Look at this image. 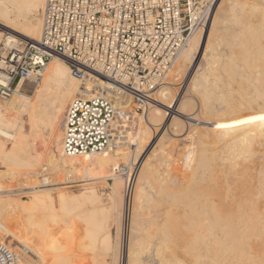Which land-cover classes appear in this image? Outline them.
<instances>
[{
    "label": "bare ground",
    "instance_id": "6f19581e",
    "mask_svg": "<svg viewBox=\"0 0 264 264\" xmlns=\"http://www.w3.org/2000/svg\"><path fill=\"white\" fill-rule=\"evenodd\" d=\"M44 3H45V0H0V23L5 25V27L7 26L6 28L9 27L8 29L11 31L9 33H12V34L6 35V33H4L3 31H0V41L1 40H6V41L12 40L11 37H14V35H18V34H23L26 38L39 39L41 36L42 25H43ZM207 4H208V7L206 8V11L210 8L212 2L211 3L208 2ZM221 6L222 8H220ZM216 8H217L216 9L217 11L219 8L220 12L223 10V12H225V15H226V17H224L222 14L223 12L222 13L219 12L220 14H222V17L221 16L219 17L218 16L219 14L216 15L217 11L215 10V14L214 13L213 14L215 16H218L217 17L218 19L227 18V20L232 22L234 26L236 27L233 29L232 31L233 33L228 34L229 36L227 35V37L231 38V39L227 38V41L232 40L233 42L232 46H228V45L227 46L231 50L232 49L231 47H234V46L237 47L236 45H239L240 51L238 53H236L237 51L236 52L229 51L231 53L227 55L226 54L221 55V53L218 54V52L216 51V49L218 48L214 47V50L210 52L211 49H209V47L207 46V45H210V43H212V45L213 44L224 45L225 44L224 42H226L223 38V35H221L220 27L218 26V25L222 26L224 24L223 20L221 21V19H219L220 20L219 21L217 18L216 19L213 18L212 20L213 23H211L212 25L210 24L211 28L209 29H208V24L204 28L200 27V29H197L198 27H194L188 43L185 45V47L180 52L174 68L170 72V75H168L169 80L168 78L165 79V81L168 80L167 82H165L167 85L164 84L166 85V87L163 85L164 86L163 89L161 87V89L159 88V91L157 89L152 94V95H155L157 93L156 96H158L159 98L165 97V99H167L166 98L168 97L167 94H169L171 90L174 91L175 89V88L169 89V87L177 83V79L180 78L178 76L184 73L187 74L186 70H188L189 66L191 67V71L188 73L187 77L189 79L191 78V76L193 77L190 79L191 81L188 84L189 90L188 88H185L187 89L185 91V95L187 96V98L188 97L194 98L195 96L194 92L196 91L199 92L198 93L199 98L197 97L196 100H198L199 104H201V106L199 107L200 110L201 108L202 110H204L206 109L207 106L210 105V104H207V103H210L211 101V99L208 98V96H212L213 94H215V92H212L213 90L212 91L210 90L209 86H211L212 88L214 87L216 89H219L221 91L222 98L220 99V103L218 105L217 110H219L222 113H219V115L217 114L218 117L214 121L206 120L207 123L211 124V127H212L211 129L213 130V133L210 135H206L204 137L203 136L198 137L196 135L199 138L198 142H197V139L195 138L197 144L196 143L193 144L192 142V147H188V151L185 153L186 157L188 158V161H187V165L185 163L184 165L187 166V169H188V166L192 167L191 165H194V168L189 167L190 172L191 173L193 172L192 176H196L197 172L202 171V173L199 172V174H201L202 176L198 174L201 177L200 180L202 179L200 183H202V181H205V179L207 178L209 179V181L206 184L205 183L199 184L197 182H199L200 180L196 182V179H194L197 184L196 186L195 182L192 180L191 174H189L188 172H187L188 173L187 176L189 177L190 175L188 180L187 178L185 179L183 177H180L178 173H176L177 171L169 172L170 174L168 175V179L170 176V179L173 180L175 184L177 183L178 185L176 184V186L174 185L173 188H168L172 184L168 185L164 181L166 183L165 185L164 182L163 184L161 182V184L164 185L163 188H165L168 185L167 188L160 190L159 186L161 184H159L158 188L153 186L155 188L152 187V190L155 191L156 188L159 190H156L155 194L153 192L149 195L148 193L149 191L147 189H150V186L148 185L152 183L151 182V177L153 176L152 173L156 172L155 174H157L158 172L160 174L161 172H163L165 174L164 171L167 170V168H169L170 166L169 164H167L169 159H164L170 156L168 155V150L169 148L171 149V147H173V146L169 147L168 150L166 151L167 145H166V142L163 141V139L170 140L171 138V136L167 134V130L171 134H173L177 132V129L179 127L182 132L185 129L184 128L185 125L183 123L184 121L183 117L187 119L199 121L198 116L194 114L195 111H193L192 114L189 113L187 115H184V113H182L183 107H185V105L186 106L188 105L187 98L182 100V102L185 100L182 103L183 107H181L182 104L179 103L181 106L174 109L173 108L175 107L174 104L172 103L165 104L166 102L165 103L162 102L161 101L162 99L158 100L159 98L157 97V99H155L154 101L155 103H153L152 105L154 107L152 108L150 107V108L154 110V112L156 113L158 117L157 118L158 120L157 122L153 121L151 123V127L143 126L141 128V134H142V139L145 138L144 136L151 133L152 128L158 127L160 124L164 122L163 119L165 117L164 112H166V108H163V105L164 104L165 106L167 105V109L169 107V111H170L167 114L173 113L174 115L171 114V118L169 117L170 119H169L167 128L163 129L164 131L162 130L163 131L162 136L159 137V139L161 138L162 142L165 143L166 148L164 149L162 147L163 150L162 148H160L162 150V151L160 150L161 153L164 151L162 153L163 156L156 152L158 150L155 151L154 149V151L156 152L157 158H158L157 159L154 154V159L156 158L155 164L159 165L158 167L155 166L156 167L155 169L154 167H151L152 166L151 164H149V163H153L151 161L152 157L149 158L151 162L149 160L146 161L144 159H143L144 161H141L142 156L139 155L141 152L137 154L138 160L136 159L137 160L136 163L138 164L140 160V162H143L141 163V165L142 164L143 165L142 166L140 165L138 172H137V176H136L137 180H136V184L134 185V195H133V192L132 193L128 192L127 194V189H126V204L122 202V198H121L122 196L121 194L123 193L124 187H126V182L124 183L123 181H120L118 178L123 177V175H120L121 173L119 172V170L125 169L124 168L125 165L119 161L120 159L128 158V153L122 150L119 153L122 155L121 158L116 157L115 155H112L109 153L100 155L101 152L94 153V154L81 155V157H85L86 159L90 158L89 160L91 161L92 164L94 163L99 164L101 162L102 163L105 162L107 166H111V168L113 169V172H111L109 177L113 179H117L116 190L120 194L119 195L120 201H118L117 206H116L117 202L115 203L114 201L111 204V206L108 207L107 209L106 208L97 209L94 205V207H91V209L94 208L93 210L89 209L91 211L84 212L83 211L84 209L82 210L83 208L82 205L84 203L86 204V201L93 203L95 201L97 202L100 200L98 199L97 192L93 189V187H89L90 188L89 190H86L83 188L79 192H74L72 190L69 191L61 187L59 189H56L57 190L56 192H53L54 189L49 190L48 188L47 189L44 188L45 189L44 190L42 188L43 190H38V189L35 191L33 190V193H30L32 195L28 199L27 198L23 199L24 197H21L22 199H20V196L19 198H16V197L6 198L4 197L3 194H0V232L1 231L4 232V234L6 235V240H8L9 244L14 245L13 240H17L19 243H21V245L22 244L26 245L27 247H29L31 252L35 254V256L37 255L38 257H41V259H43L42 264H51L49 263L50 261L54 264H56V262H59V263L62 262L64 264H108L107 261L105 263L104 260L100 261L99 259L101 258V256H99L100 255L99 250L100 251L104 250L105 247L108 250L113 246L112 241H111V235H110L111 223L109 224L107 220L108 214L111 210L114 209L113 212L118 213L115 215L116 216L119 215V223L121 226H123L124 225L123 221L127 220L124 217L125 215L123 211L124 204L126 207H127V204H130V206L132 205V208H133V211H132L133 217L130 220L131 230L129 233L130 241L128 243L129 249H128V260H127L129 263L128 262L127 263L128 264H144V263L147 264L146 261H144V263L141 262L139 253L144 250V247L146 250V246L150 244V242L153 243V241L151 239L152 238L151 235H150L151 238H149L150 240L147 238L149 237L147 236V234H146V238L144 239L142 238L141 235L143 232H140L141 235L140 233L139 235H137V232H139L138 230H140V227H141V226L139 227L140 225L139 222L141 221L140 217L143 218V216H141L143 213L145 214L151 213L149 214L150 216L153 213V215L155 216L158 211L155 212L156 204H154L155 202L153 200L155 199L158 200L157 197L162 196V197H167L171 199V203L175 202L177 204L178 202L179 203H181V201L183 202L181 204L184 206H182L181 204L180 206L184 207V209L182 207H179V208H182L181 213H183V216H184L182 217L185 218L184 220H186L187 225H184L183 222H182V225L184 226L180 225L181 224L180 220L182 219L178 220L177 216L179 213H177V211L173 212L175 213L173 215V218L174 216H176V214L177 216L175 217V219H172L171 217L172 212L170 211H172L173 209L172 210L170 209L169 211L170 212L169 217H171V221L169 220L170 218L167 216V214L169 213L168 212L169 209H166L167 204L165 205V203L169 204L170 202H168L167 200H165L164 207H165V211L167 210L165 216L168 218H163V219L167 221L169 220L170 222H172V220L173 221L178 220V222L180 221L179 222L180 224L177 223L179 224L178 227L182 226L185 228V226H187L185 228L186 232L190 234H189V237L187 236L188 238L186 236L182 238V235L178 234L181 232H176V234H178V236H181V237H178L175 233L172 234L175 231L171 232V230H169V232L167 233L168 227L169 229H172L170 228V223L168 222L169 223V226H168V223H166V221H162V223L163 222L166 223V226L165 224L164 226H162L163 224L159 223L158 221L157 224H159L161 228L164 229L165 227L164 230L166 231V235L164 236L165 239L161 236L164 239L163 241L158 239L160 240V242H156L155 240H157V237H156L157 233L155 234L156 236L153 234L154 232L152 233L153 236L156 237V239L154 238L155 239L154 241L156 242V244L155 243L154 244L156 246H154L153 250L151 247L152 251L150 253V251L148 252L150 248L148 245L146 252L148 253L147 256L150 257L152 261L154 260L153 264H264V61H261L263 59H260L262 54L264 56V40L257 38L255 42L254 41L255 37H252L254 38V40H252L250 36L254 34V32L258 33V28L256 27L257 25H260L261 23L264 24V0H253V1L252 0L251 1L250 0H221V2L218 5H216ZM214 9H215V6L212 9V12ZM206 11L203 14H205ZM256 13H261V14L257 17L258 19L256 18L257 19L256 21L252 22L250 19L251 16H249L250 17L249 18L248 14L256 15ZM216 21L220 22V24L218 23V25H215ZM225 22H226V19H225ZM230 22L228 23L230 24ZM227 26L228 24L225 25V27L223 28L225 29L227 28ZM262 27H264V25ZM227 29L228 31L230 30L229 28ZM207 32L209 33V35H207L208 34ZM196 34L198 35L195 41L191 42L192 36ZM250 39L254 43L251 46H249L252 42V41L250 42ZM204 44H207V45L205 46ZM203 46L209 49V52H210L209 54H211L210 56L212 57H210L209 54L205 51L206 55L208 54L207 56L209 57L208 58L206 56V59L208 62L205 61V63H207L205 65H208L207 68L205 66L206 69H204V71L202 70L199 71L200 70L198 68L199 64H197V68L199 69L198 71L203 72V73L197 74L198 71H196L197 73L194 72L195 74L193 73L192 75V71L194 70L193 69L194 63H195L194 61L196 57L195 55L196 53L198 54V52L200 53V50L202 49ZM227 46H225V48ZM207 48H205V50ZM255 49H258L259 51L256 50V53H255L254 52ZM250 51H252V53L254 54L253 56L254 59L251 56L252 53ZM249 54L252 57V60L250 59ZM255 54L261 55L259 59H260V62H263V63H258L259 59L257 58V56H255ZM203 55L204 54L202 53V56ZM203 59L205 58L203 57ZM255 59H258L256 60L258 61L257 63L253 62V60L255 61ZM203 64H200V65L202 66ZM208 76L209 77L212 76L213 80L209 81ZM75 79L78 80V85L83 83L81 79H78L77 77L73 75V73L71 72L70 65L63 58L54 56L49 60L43 72V75L40 81V86L38 85V88H36L34 91L35 92L34 95L30 97L32 98V100L26 101V104H23L20 107H14V105H16L18 102L16 101V97L14 95H17V94L22 95L21 92L18 90L15 91L13 95V99L11 97V99L14 100L13 102L10 101L12 103H8L7 101L4 102V100L1 101L0 99V135L14 140V143H15L12 150H8V148L6 147V144L0 141V154L1 155L5 154L6 155L5 157L11 161L12 165L13 164L14 165L23 164V165H29L32 169H36L37 167L36 163H38L39 161H45L46 154H47V149L45 147H43L44 150L41 149L43 150L42 152L40 150L37 151L38 154L34 157H31L28 153L26 154V152H23L22 154H19L18 156V153L19 152L21 153L20 149L18 148V142L22 137V130L24 128V122H25L21 115L26 113L29 116L30 121L33 124H35V126L37 124L42 123L44 118H50L51 124H53L51 132L55 133L57 129V124L60 123L64 119L67 107L70 101L72 100V98L74 97L73 92L75 91V87H76ZM181 79L179 81H182ZM174 80L176 81V83ZM85 82L88 83L86 87H88L89 84H91L90 91L91 90L93 91L92 84H95L94 86H97V88H101L102 93L109 94L115 89L106 80H99L97 81V84L90 81V79H88V81H85ZM181 85H178V86H181ZM178 89H180V87H178ZM90 91H88L87 95L85 96H90L92 93V91L91 92ZM217 94L219 93L217 92L216 95ZM112 97L114 99L116 109L118 110L121 109L125 103L124 99L120 95H117L114 93H112ZM171 97H172V92H171ZM181 98L183 97L181 96L179 99ZM169 99L171 100V98H168V101ZM208 99H210V101ZM216 99L218 100V97ZM214 102H216V100ZM214 102L211 101V103H214ZM193 106L195 107V105ZM188 107L190 106L188 105ZM10 109L16 110V113L19 112V114L18 115L13 114L14 116L9 115L8 111ZM184 110H186V108ZM188 111L191 112L192 111L191 108H188ZM214 113H216V110H214ZM200 114H202V112H200ZM224 114L227 117V120L225 119V121H223L221 118L224 116ZM146 115L144 116L142 115L140 117L139 126L143 124L146 118ZM121 123H122V117L119 120H112L111 128L118 132L119 131L118 129L120 128ZM155 123H158V125L154 126L153 124ZM155 133L156 131L154 132V134ZM165 134H167V136H169L170 138H164ZM47 135L48 133L46 132L45 133L41 131L36 132V137L34 140L35 148L37 147L38 143L41 144V146H45ZM151 135L149 134V136ZM193 136L190 138H193ZM208 137L211 138L213 142H215V140L218 139V141L220 140V142L221 141L225 142V144L223 143L221 146L222 142L221 143L218 142L219 146L216 147L217 145L215 146V144L211 142L215 146L213 148L212 144L208 143L207 141L209 140ZM174 138L175 137H173L172 139L174 140ZM186 138L188 137L186 136L185 139ZM159 139L158 141L156 140L157 144L159 142ZM177 139L178 138L175 139L176 143H177ZM173 140H171L173 143L171 141L169 142L170 144L172 143L174 146H176L175 140L174 141ZM146 141H149V140L147 139ZM117 142L119 141L117 140ZM178 142H181V141H178ZM158 148L159 147H157L156 149ZM180 149H184V148H180ZM105 150H112V149L109 146ZM169 154H170V151H169ZM152 155H149V156H152ZM158 155H160L161 157ZM147 159H148V156H147ZM145 161L147 164H145ZM164 163H166V165H169V166L168 167L164 166L165 165ZM162 164L164 165L162 166ZM132 168H133L132 166H129L128 174H127L128 176H131V177H133L136 171V170L134 171ZM193 169H195L196 174H194ZM33 171L35 172V170H32V172ZM172 171H175V169L174 170L172 169ZM116 172H118L119 174H117ZM6 174L7 175L5 176L9 177V179L12 178L13 175H16L17 177V174L13 172L11 173L9 172ZM29 174H30L29 172L21 171L18 183L20 185L26 184L28 182L27 177ZM157 175L153 176L152 178L154 177L156 178ZM166 175L164 176V178L167 177ZM162 176L160 178H162ZM31 177H34V176H31ZM155 178L153 180H155L158 185V182H160L161 180L157 181L159 179L157 178L156 180ZM168 179H165V180H168ZM31 180L32 178L30 179V181ZM49 181L50 180H48L46 177L42 179V182L44 184L47 182L49 183ZM149 181L151 183L147 184ZM190 181L192 182L191 184L192 187L189 186V184L191 183ZM187 182L188 183L190 182V183L188 184ZM38 183H41V182H38ZM132 183L133 182L131 179V181L127 183V188L129 187L131 189ZM183 183L186 186H184ZM193 183L195 186H193ZM3 184L4 183L0 184V191L16 189L14 186H7ZM153 185H155V183H153ZM20 193L22 192H19V195H21ZM133 196H134V200H133ZM171 205L173 204H170V206ZM119 206L121 210L117 209L119 212L118 211L115 212L116 207H119ZM145 206L147 208H145ZM175 206L176 205L174 204V207ZM164 207H162L161 214L165 213L163 209ZM98 210H100V213H102L103 216H104L103 213H105V216L99 221L96 220V217L98 216V212H99ZM6 212H7L6 216L9 215L8 217L10 218L11 224L10 223L4 224V221L2 218L4 217V214ZM69 214L70 215L73 214L71 216H75V219L73 218V220L69 219L65 221V218L68 219L70 217ZM147 215L145 217H148ZM17 217H22V219L20 218L21 220H19L18 222V219L17 220L15 219ZM110 217L115 218L113 217V215ZM155 217H153V219ZM182 217H179V218H182ZM147 219H144V220H147ZM155 219H158V218L156 217ZM155 219L154 220L151 219V220L156 221ZM61 222H65L67 224V225L64 224L65 226L61 230L62 235H65V236H69V235L72 236L75 234L81 235V238H84V242L82 243L83 245L81 246V248L85 249V251L91 250L92 254L94 253L93 251L96 249V247H98L97 241L98 239H100L99 238V234H100V236L102 237L100 243H102V245L104 246L99 244V248H102V249H99V250L96 249L99 254L98 255L96 253V255L98 256V258L96 256L98 261H96L95 259V255H94L95 253L93 254L95 262L87 258H86L87 259L86 263L72 262L71 259L68 258V254L71 255V252L70 253L67 252L68 246L63 245V243L59 241L58 238L53 237L52 236L53 234H51L53 233L51 232V230L54 229L51 225L60 224ZM175 223H173V225H175ZM152 225H154V223ZM14 226H17V227H14ZM150 227L156 228V225L154 226L150 225ZM159 227L157 225V229H160ZM188 229H190V232L188 231ZM164 230H162V232ZM176 231H179V228ZM101 233H103V235ZM183 234H187V233L184 232ZM160 235H161V232H160ZM174 235H176V237ZM7 236H10L9 239H7ZM138 236L140 237V239L138 238ZM177 237L182 238V239L187 238V241L183 240L184 243L187 244L186 246L183 245L185 246L184 248L186 249L184 248H183L184 250L182 249L183 252L185 251V254L181 251V248L179 250L183 253V255H180V257L184 256L182 258L178 256L179 254L177 252L178 250H176L177 248L174 250L175 246L179 248L178 245L174 244V243L177 244L176 241L178 240L180 241V239L175 240V238ZM148 240L150 242L146 246H144ZM183 241L181 242L183 243ZM114 244L119 245L118 243H114ZM140 245H141V249H139ZM150 246H152V244H150ZM113 247L115 248V245ZM110 250L113 251V249H110ZM120 250H121V246H120ZM113 252H115V250ZM144 252L145 251H143V253ZM117 253L118 254L115 255L116 257H115L114 263L120 264L121 251H120V256H119V252ZM112 256L114 259V254ZM118 257H119V260H118ZM146 260H149V259L147 258Z\"/></svg>",
    "mask_w": 264,
    "mask_h": 264
},
{
    "label": "built area",
    "instance_id": "2783aa9c",
    "mask_svg": "<svg viewBox=\"0 0 264 264\" xmlns=\"http://www.w3.org/2000/svg\"><path fill=\"white\" fill-rule=\"evenodd\" d=\"M208 2L213 0H45L39 39L18 34L0 43V99L20 91L24 81L38 84L49 60L63 58L83 82L63 119L64 154L103 152L112 145L111 122L120 112L112 93L132 97L136 111L148 108ZM88 79L106 80L115 89L85 96ZM4 235L0 264H30L27 250Z\"/></svg>",
    "mask_w": 264,
    "mask_h": 264
},
{
    "label": "rangeland",
    "instance_id": "374dc122",
    "mask_svg": "<svg viewBox=\"0 0 264 264\" xmlns=\"http://www.w3.org/2000/svg\"><path fill=\"white\" fill-rule=\"evenodd\" d=\"M217 1V2H216ZM251 1V0H250ZM253 1V0H252ZM221 2V0L219 1V0H213V2H212V4H211V6H210V8L206 11V14L196 23V26L195 27H198L197 29H200V27H206V25L208 24V29L209 28H211V23H213V18H217L218 16L220 17H222V14H223V16L224 17H226V15H225V12H223V10L220 12L219 11V8H218V11L216 10L217 8H216V5H218L219 3ZM215 4V5H214ZM214 6H215V9L213 10V12H212V9L214 8ZM220 8H222V6L220 7ZM215 10L217 11L216 12V15H218V16H215L214 14H215ZM222 13V14H220V13ZM214 13V14H213ZM251 13V12H250ZM261 13H256V15L255 14H248V17L249 16H251V21L253 22V21H256L258 18V16L260 15ZM215 16V17H214ZM257 18V19H256ZM209 19H211V20H209ZM218 19V18H217ZM219 19H221V18H219ZM218 19V20H219ZM225 19H226V22H225ZM217 20V21H218ZM223 20V25L222 26H220V25H218V23L220 24V22H215L216 24L215 25H218L219 27H220V31H221V35H223V38H224V40L226 41V42H224L225 44L224 45H215V44H213V45H215V46H213L212 45V43H210V45H207V44H204L205 46L207 45L208 47H209V49H211L210 50V52L211 51H213L214 50V47H216V48H218V49H216V51L218 52V54L219 53H221V55L222 54H229V53H231V52H229V51H233V52H236V53H238L239 51H240V49H239V45H236L237 47H235L234 45V47H231L232 49L230 50V48L228 47V46H232V40H229L230 42H231V44H230V42L229 41H227V38H229V39H231L230 37H227V35L228 34H230V33H233L232 31H233V29L234 28H236L235 26H234V24L232 23V22H230V21H228L227 20V18H222L221 19V21ZM215 21V20H214ZM220 21V20H219ZM228 22H230V24L228 23ZM222 23V22H221ZM226 23V24H225ZM211 24V25H210ZM228 24V26H227V28H229L230 30V32L228 31V29L227 28H225V29H227V30H225L223 27H225V25H227ZM233 24V25H232ZM205 25V26H204ZM264 25V24H260V25H257L256 27L258 28V33L256 34L255 32H254V34H256V35H254V34H252V35H250L251 36V38L252 37H255V40H254V38H252V40H254L255 42H256V40H257V38H259V39H263L264 40V27H262V26ZM210 26V27H209ZM7 27V26H6ZM5 27V25H3V24H1L0 23V31H3L4 33H6V35L9 33V32H11L8 28H6ZM260 27V28H259ZM224 29V30H223ZM238 30V29H237ZM236 30V31H237ZM257 30V29H256ZM198 31V30H197ZM209 31V30H208ZM210 31H211V29H210ZM226 32V33H225ZM208 33V32H207ZM197 35L198 34H196V35H194V36H192V40H191V42H194L195 41V39H196V37H197ZM207 35H209V33L207 34ZM224 35H225V37H224ZM259 35V36H258ZM229 36V35H228ZM230 36H232V35H230ZM258 36V37H257ZM3 39V38H2ZM251 39H250V42L252 41ZM3 40H1L0 41V43L2 42ZM207 43V42H206ZM227 43V44H226ZM209 44V43H208ZM252 44H254L253 43V41L251 42V44L249 45V46H251ZM228 45V46H227ZM218 46V47H217ZM225 46H227L226 48H225ZM211 47H213V48H211ZM253 47V46H252ZM205 48H207V47H202V49L200 50V53L198 52V54L196 53V57H195V63H194V67H193V71H192V75H193V73L195 72V73H197L196 71H198L199 69V71H204V69H206L207 68V66L208 65H205V64H207V63H205V61H207V59H206V56L210 53L209 52V49L207 48L206 50H205ZM255 48V47H254ZM204 50V51H203ZM208 50V51H207ZM228 50V51H227ZM254 50V49H253ZM252 50V51H253ZM256 50H258V49H255V53H256ZM208 53L207 55H206V52ZM215 51V52H216ZM252 51H250L251 53H252ZM259 51V50H258ZM257 51V52H258ZM216 52V53H217ZM228 52V53H227ZM202 53L204 54L203 56H202ZM211 54H209V56H210ZM220 55V56H221ZM259 54H255V56H257V58L259 59V57L261 56V55H259ZM225 56V55H224ZM224 56H222V57H224ZM249 56H250V54H249ZM252 57L254 56V54L252 53V55H251ZM250 56V59L252 60V57ZM198 57V58H197ZM203 57L205 58V59H203ZM208 57V56H207ZM210 57H212V56H210ZM200 58V59H199ZM201 58H202V60H201ZM209 58V57H208ZM249 58V57H248ZM253 59H254V57H253ZM258 59H255V61L253 60V62H258V63H263V62H260V59H263V60H261V61H264V56H263V54H262V56L260 57V59L258 60ZM199 60H200V62H199ZM256 60H258V61H256ZM204 61V62H203ZM204 64H203V63ZM208 62V61H207ZM197 64H203L202 66L200 65H198V68H197ZM216 65V64H215ZM205 66H206V68H205ZM201 67H203V68H201ZM195 69H197V70H195ZM191 71V67L189 66V68H188V70H186V73L187 74H182V75H180V76H178V77H180V78H176L177 79V83H176V81H175V85H173V86H171V87H169V89L171 88V89H174V91L173 90H171L170 91V93L169 94H167L168 95V97H166L167 99H165V97H161V98H159L158 96H156V94L155 95H153V98L154 99H157V97L159 98L158 100H161L162 102H166L165 104H170V103H172V104H174L175 105V107H173L174 109H176V108H178V107H180L181 105L180 104H182L183 102H182V100L183 99H185V98H187V96L185 95V91L187 90V89H185V88H188L189 86H188V84L190 83V79L193 77V76H191V78L189 79L188 77H187V75H188V73ZM198 71V73L197 74H199V73H203V72H199ZM194 73V74H195ZM196 74V75H197ZM168 75H170V73L168 74ZM184 76V77H183ZM209 77V76H208ZM167 78H168V80H169V77L167 76ZM182 78V79H181ZM182 80V81H179V80ZM76 80V79H75ZM168 80H166L165 82H167ZM213 79H212V76H210L209 77V81H212ZM184 81V82H183ZM180 82V83H179ZM83 84V83H82ZM88 83H86V82H84V88H85V90L88 92V91H90V89H91V84H89V86L88 87H86V85H87ZM166 84V83H165ZM182 84V85H181ZM38 85L40 86V82L38 83V84H32L31 82H29V81H24V83H23V85H22V88H21V90H20V92H21V94L22 95H19V94H17V95H14L15 97H16V101H18L17 102V104L16 105H14V107H20V106H22L23 104H26V101H30V100H32V98H30V97H32L33 95H34V91H35V89L36 88H38ZM167 85V84H166ZM166 85H164L165 87H166ZM178 85H181V86H178V87H180V89H178V87L177 86ZM81 86H83V85H81V84H79L78 85V80H76V87H75V91L73 92V95L75 96L76 94H79L80 93V90L82 89V87ZM164 86H162V89H163V87ZM168 86H170V85H168ZM93 87V92L94 91H97L98 92V90L100 89V88H97V86H92ZM210 87V90L212 91V92H215V94H213L212 96H208V98H210L211 99V101L212 102H214L215 100H216V102H214V103H211V101H210V99H208L209 101H210V103H207V104H210L209 106H205L206 107V109H204V110H202V108H201V110L199 109V107L201 106V104H199V102H198V100H196L197 99V97L199 98V92H194V94H195V96H194V98L193 97H188L187 98V100H188V105L190 106V107H188V105L186 106L185 105V107H183V104H182V106L181 107H183V111H182V113H184V115H187V114H192V112L193 111H195L194 112V114H196L197 116H198V120L199 121H197V120H192V119H187V118H185V117H183V119H184V121H183V123H184V125H185V129L181 132V130H180V128L178 127V129H177V132L176 133H173V134H171L168 130H167V134L169 135V136H171V138L169 137V136H167V134H165L164 135V138H170V140H166V139H163V141L164 142H166V145H167V149H166V151L168 150V148L169 147H171V146H173V147H171V149L169 148V150H168V155H170V156H168L167 158H164V159H169V161H168V163L167 164H169L170 166H171V168H170V166L169 165H166V163H164V164H162V166L164 165V166H169V168H167V170H165L164 172H165V174L163 173V172H161L162 173V175H161V173L159 174L158 172H157V174H155L156 172H153L152 174H153V176H155V175H157L156 176V180H157V178L159 179V180H157V181H160V182H158V185H157V183H156V181L155 180H153L154 178H152L151 177V182L149 181L147 184H149V183H151L150 185H148V186H150V189L152 190V187L153 186H155V187H157L158 188V186H159V184H161V182H162V184H163V182L165 181L168 185H171V186H169L168 188H173L174 187V185L176 186V184H175V182L173 181V180H171L170 179V176H169V179H168V175L170 174L169 172H176V173H178V175L180 176V177H183V178H187V180L189 179V177H190V175H189V177L187 176L188 175V173L189 174H191V176L193 175V172L191 173L190 172V168H194V165H191L192 167H190V166H188V169H187V161H188V158L186 157V155H185V153L188 151V147H192V142H193V144L194 143H196L197 144V142H198V137L199 136H206V135H210V134H212L213 133V130L211 129L212 127H211V124L210 123H207L206 122V120H209V121H214L217 117H218V115H219V113H222V112H220L219 110H217L218 109V105H219V103H220V99L222 98L221 96H222V94H221V91L219 90V89H216V88H212L211 86H209ZM208 87V88H209ZM168 88V87H167ZM212 88V89H211ZM161 89V88H160ZM182 89V90H181ZM102 90V89H101ZM188 90H189V88H188ZM158 91H159V89H158ZM157 91V92H158ZM176 91V92H175ZM220 91V92H219ZM87 92H86V94H84V95H87ZM171 92H172V97H171ZM181 92V93H180ZM219 93L220 94V96H219V94H217L216 95V93ZM173 93H175V94H173ZM197 93V94H196ZM13 95L11 96L12 97V99H13ZM25 95V96H24ZM174 95V96H173ZM185 95V96H184ZM170 96V97H169ZM183 97V98H181V99H179L180 97ZM11 97H9V98H7V99H1V101L2 100H4V102H8V103H12L14 100H12L11 99ZM218 97V100L216 99V98ZM165 99V101H164V99ZM168 98H171V100L169 99V101H168ZM11 99V100H10ZM158 100H156V101H158ZM176 100V101H175ZM191 102H190V101ZM207 100V101H208ZM10 101H12V102H10ZM132 101H133V99H132V97H126V99L124 98V105L122 106V108L121 109H119L118 110V114H116L115 116H114V118H113V120H119L121 117H122V119H124L126 122H124V124H120V128L118 129L119 131L117 132V131H114L113 132V141H112V145L110 146L111 147V149L112 150H105V151H103V152H101L100 153V155H103V154H105V153H109V154H112V155H115L116 157H119V158H121L122 157V155L121 154H119L122 150H124L125 152H127L128 153V158H126V159H120V161L119 162H121V163H123L125 166H124V170H119V172L121 173L120 175H123V177L122 178H118L120 181H123L124 183L126 182V187H124V190H123V193L121 194L122 196H121V198H122V202H124L125 204H126V189H127V183L129 182V181H131V179H132V187H131V192L130 193H132L133 192V195H134V185L136 184V180H137V172H138V169H139V167H140V165H141V163H143V162H140V160H139V162H138V164L136 163L137 162V158H138V153H140L139 155H141L142 157H141V161H144V160H146V161H148L149 160V158H151L152 157V159H151V161L153 162V163H149V164H151L152 166L151 167H154V169L156 168L155 166H159L158 164L156 165L155 163H156V158H157V155H156V152L158 153V154H160V155H162V153L164 152H162L161 153V151L163 150V148L165 149L166 148V145H165V143L164 142H162V140H161V138L159 139V137H161L162 136V132L164 131L163 129H165V128H167V126H168V122H169V119L171 118V114L172 115H174L173 113H171V114H167L168 112H170L169 111V107H168V109H167V105L165 106V104L163 105V108H166V112H164V115H165V117H164V119H163V123L162 124H160L158 127H154V128H152L151 129V133H152V135H151V133H149L151 136H149V134H147L146 136H144L145 138H143L142 139V134H141V128L143 127V126H149V127H151V123L154 121H156L157 122V115H156V113L154 112V110H152L151 108L152 107H154V106H152L153 105V103H155L154 101H152V104H150L149 105V107L148 108H146L144 111H142V110H140V111H136L135 109H134V106H133V103H132ZM160 101V102H161ZM175 101V102H174ZM180 101V102H179ZM218 101V102H217ZM169 102V103H168ZM174 102V103H173ZM19 103V104H18ZM176 103H177V105H176ZM180 103V104H179ZM191 103V104H190ZM194 103V104H193ZM204 103H206V102H204ZM15 104V103H14ZM187 104V103H186ZM212 104V105H211ZM193 105H195V107L193 106ZM151 107V108H150ZM194 107V108H193ZM204 107V106H203ZM210 107V108H209ZM115 108H116V105H115ZM186 108V110H184ZM188 108H191V112H189L190 111V109H189V111H188ZM208 108V109H207ZM195 109V110H194ZM12 110H14V109H10L9 111H8V113H9V115H11V116H14V115H18L19 114V112L18 113H16V110H14V111H12ZM117 110V109H116ZM214 110H216V113H214ZM10 111H11V113H10ZM188 112V113H186V112ZM206 111V112H205ZM15 112V113H14ZM197 112V113H196ZM200 112H202V114H200ZM209 114H208V113ZM186 113V114H185ZM206 115H205V114ZM14 114V115H13ZM147 114V115H146ZM211 114V115H210ZM218 114V115H217ZM144 116V115H146V118H145V120H144V122H143V124L141 125V126H139L140 125V123H139V119H140V117L141 116ZM167 115V116H166ZM170 115V116H169ZM202 115V116H201ZM216 115V116H215ZM22 117H23V119H24V128H23V130H22V137H21V139L19 140V142H18V148L20 149V151H21V153L19 152L18 153V156H19V154H22L23 152H26V154L28 153L31 157H34V156H36L37 154H38V152L37 151H43L44 150V148L43 147H45L46 149H47V154H46V158H45V161H39L38 163H36V169H32L29 165H23V164H19V165H12V163H11V161L9 160V159H7L5 156V154L4 155H1L0 154V172H1V174H0V184H2V183H4L3 185H7V186H14L16 189L15 190H4V191H0V194H3L4 195V197H6V198H19V196H20V199H22L21 197H24L23 199H28V198H30V196L32 195V194H30V193H33V190L35 191V190H43L44 188L45 189H54L53 190V192H56L57 190L56 189H59L60 187L61 188H63V189H66V190H69V191H74V192H79L81 189H86V190H89L90 188L89 187H93V189L97 192V195H98V199H100L99 201H95V202H93V203H90V202H88V201H86V204L84 203L83 205H82V210L84 211V212H89V211H91V210H93L94 208H92L91 209V207H94V205H95V207L97 208V209H101V208H108V207H110L111 206V204L115 201V203H116V206H117V204H118V201H120V198H119V193H118V191L116 190V183H117V179H113V178H111V177H109V175L111 174V172H113V169L111 168V166H107L106 165V163L105 162H101V163H99V164H97V163H94V164H92L91 163V161L89 160L90 158H88V159H86L85 157H81V155H78V156H73V157H67L65 154H64V151L62 150L63 148H62V137H63V120L60 122V123H58L57 124V129H56V132L55 133H52L51 132V129H52V125L53 124H51V119L50 118H44L43 119V122L42 123H40V124H37L36 126H35V124H33L31 121H30V118H29V116L26 114V113H24V114H22L21 115ZM170 117V118H169ZM222 118V120L223 121H225V119L227 120V117L225 116V114H224V116L223 117H221ZM188 121H187V120ZM194 121V122H193ZM186 122V123H185ZM154 126H157L158 125V123H155V124H153ZM155 129V130H154ZM187 129V130H186ZM189 129H190V131H189ZM163 130V131H162ZM38 131H41V132H43V133H48V135L46 136V142H45V146H41V144H37V147L35 148V145H34V140H35V137H36V132H38ZM150 131V130H149ZM156 131V133L154 134V132ZM189 131V132H188ZM196 133H194V132ZM211 131V132H210ZM186 132H187V134H186ZM159 133H160V135H159ZM194 133V134H193ZM177 134H179V135H177ZM191 134H192V136L193 135H195V136H193V138H190V137H192L191 136ZM174 135V136H173ZM175 135H177V136H175ZM182 135H184V136H182ZM198 137H197V136ZM166 136V137H165ZM188 137V138H186L185 139V137ZM173 137H175L174 138V140L176 139V138H178L177 139V143H176V140H175V145L176 146H174L172 143V141L171 140H173L172 138ZM211 137V136H210ZM150 138V139H149ZM154 138V139H153ZM179 138H180V140H179ZM197 139V142H196V139ZM209 138V137H208ZM144 139H148L149 141H146V140H144ZM158 139H159V142H158V144H157V142H156V140L158 141ZM185 139V140H184ZM216 139V138H215ZM214 139V140H215ZM117 140L119 141V142H117ZM154 140H155V142H154ZM166 140V141H165ZM173 140V141H174ZM183 140H184V142H183ZM217 140V141H216ZM215 140V142H213L212 141V139L211 138H209V140H207L208 141V143H210V144H212V143H214L215 144V146L216 147H218L219 145V143H221L220 142V140L218 141V139H216ZM0 141H2V142H4L5 144H6V147L8 148V150H12V148H13V146H14V140H12V139H9V138H6L5 136H2V135H0ZM144 141V142H143ZM161 141V142H160ZM169 141H171L172 143V145L170 144V142ZM178 141H181V142H178ZM189 141V142H188ZM167 142H169V143H167ZM212 142V143H211ZM219 142V143H218ZM145 143V144H144ZM151 143V144H150ZM154 143H155V145H154ZM178 143H180L181 144V146H180V144H178ZM183 143V144H182ZM217 143V144H216ZM225 144V142H222L221 143V146H222V144ZM170 144V145H169ZM177 144H178V146H177ZM188 144V145H187ZM145 145V146H144ZM156 145H157V147H159L158 149H156L157 147H156ZM163 145V146H162ZM169 145V146H168ZM184 147H183V146ZM41 146V147H40ZM145 148H144V147ZM155 146V147H154ZM180 146V147H179ZM212 146H213V148L215 147L213 144H212ZM141 147V148H140ZM163 147V148H162ZM179 147V148H178ZM6 148V149H7ZM144 148V149H143ZM151 148V149H150ZM160 148H162V150L160 149ZM178 148V149H177ZM180 148H184V149H180ZM41 149H43V150H41ZM138 149H139V151H138ZM143 149V150H142ZM154 149H155V151L156 150H158V151H154ZM180 149V150H179ZM195 149V148H194ZM150 150H152V151H150ZM161 150V151H160ZM182 150V151H181ZM148 151V152H147ZM154 151V152H153ZM159 151H160V153H159ZM169 151H170V154H169ZM149 152H151V153H149ZM132 153V154H131ZM148 155H147V154ZM144 154V155H143ZM153 154V155H152ZM154 154H155V159H154ZM24 155V154H23ZM149 155H152V156H149ZM160 155H158V156H160ZM131 156V157H130ZM147 156H148V159H147ZM163 156V155H162ZM98 157V156H97ZM161 157V156H160ZM159 157V158H160ZM131 158V159H130ZM137 159V160H136ZM144 159V160H143ZM158 159V158H157ZM133 160V161H132ZM183 160H184V162H183ZM130 161V162H129ZM146 161H145V164H147L146 163ZM150 161V160H149ZM150 161V162H151ZM155 161V162H154ZM128 162H129V164H128ZM11 163V164H10ZM135 163H136V165H135ZM184 163L186 164V165H184ZM128 164V165H127ZM153 164H154V166H153ZM135 165V166H134ZM143 165V164H142ZM141 165V166H142ZM129 166H132L133 168V170L135 171V173H134V175H133V177H131V176H128L127 174H128V168H129ZM186 168H185V167ZM128 167V168H127ZM135 167V168H134ZM137 167V168H136ZM190 167V168H189ZM165 168V169H166ZM172 169L174 170L175 169V171H172ZM188 170V171H186V170ZM32 170H35V172L33 171L32 172ZM38 172H37V171ZM11 173V172H13V173H15V174H17V177H16V175H13V177L12 178H10V179H12V180H10L9 179V177H6L5 175H7L6 173H9V172ZM18 171H19V173H18ZM21 171H25V172H29L30 174H31V172H32V174L30 175H28V177H27V179H28V182L26 183V184H23V185H20L18 182H19V178H20V172ZM154 171H156V170H154ZM193 171H194V174H196V172H195V169H193ZM4 172V173H3ZM46 172V173H45ZM188 172V173H187ZM199 172H201L202 173V171H199ZM199 172H197V174H196V176H192V180L195 182V180L194 179H196V182L197 181H199L200 180V176H202L201 174H199ZM205 172H207V171H205ZM41 173V174H40ZM65 173V174H64ZM69 173V174H68ZM117 174H119L118 172H116ZM166 173H167V175H166ZM204 173V172H203ZM155 174V175H154ZM200 176H199V175ZM167 176V177H165L164 178V176ZM5 178H4V177ZM15 176V177H14ZM31 176H34V177H31ZM48 176V177H47ZM159 176V177H158ZM162 176V178H160ZM185 176H187V177H185ZM47 178L48 180H50L49 181V183L47 182V183H43L42 182V179H44V178ZM195 177V178H194ZM6 178H8V179H6ZM14 178V179H13ZM16 178V179H15ZM32 178V180H33V178H34V180L31 182L30 181V179ZM41 178V179H40ZM163 178H164V180H163ZM165 179H168V180H165ZM6 180V181H5ZM37 180V181H36ZM163 180V181H162ZM170 180V181H169ZM202 180V179H201ZM201 180L199 181V182H197V183H199V184H206L208 181H209V179L207 178V179H205V181H202V183H200L201 182ZM9 181V182H8ZM155 181V182H154ZM167 181H169V182H167ZM37 182V183H36ZM38 182H41V183H38ZM164 182V183H165ZM186 182V181H185ZM184 182V183H185ZM191 182V181H190ZM189 182V183H190ZM196 182H195V184H196ZM28 183H30V184H28ZM153 183H155V185H153ZM166 183H165V185H166ZM183 183V185L184 186H186L185 184ZM188 183V182H187ZM188 183V184H189ZM37 184V185H36ZM160 185L159 187V189L161 190V189H166L167 188V186L165 187V188H163V186L164 185ZM192 182L189 184V186H191L192 187ZM198 184V185H199ZM16 185H18V186H16ZM178 185V184H177ZM21 186V187H20ZM59 186V187H58ZM147 186V187H148ZM188 186V185H187ZM188 186V187H189ZM193 186H195L194 185V183H193ZM196 186H197V184H196ZM85 187H87V188H85ZM155 187H153V188H155ZM43 188V189H42ZM149 188V187H148ZM155 189V191L156 190H159V189ZM44 189V190H45ZM133 189V190H132ZM150 189H147L149 192V195L151 194V193H153L154 192V194H155V191L154 190H150ZM51 190V191H52ZM24 191V192H23ZM26 191V192H25ZM29 191V192H28ZM32 191V192H31ZM151 191V192H150ZM2 192V193H1ZM12 192V193H11ZM15 192V193H14ZM18 192V193H17ZM19 192H22V193H20L21 195H19ZM6 193V194H5ZM158 193V192H157ZM18 194V195H17ZM159 194V193H158ZM132 197V196H131ZM116 198V199H115ZM158 198V200L157 199H155V200H153L155 203L154 204H156L155 206H156V210H155V212H157L156 213V217L158 218V219H155L156 217L153 215V213H152V215L150 216L149 214H151V213H143L141 216H143V218L144 219H149L150 220V222H149V220L147 219V220H144L142 217H140V220L142 221H140L139 222V227H140V230H138L139 232H137V235H139V233L140 232H143L142 233V235H141V233H140V235L142 236V238L144 239V238H146V234H147V236H149V237H147L148 239L149 238H151L152 239V241H153V243H151L149 240L146 242V244L144 245V246H146L149 242H150V244H152V246H150V244H148L149 245V250H148V252L150 251V253H151V251L154 249V246H156L155 244H156V242H160V240H164L165 238H164V236L166 235V231L164 230L165 229V227H164V229L163 228H161V226L159 225V224H157V222L159 221V223H161V224H163L162 226H164V224H165V226H166V223H170V228H172V229H169V223H168V231H167V233L169 232V230H171V232H173V231H175V232H173L172 234H176V232H181V233H178L179 235H182V238L183 237H189V234L190 233H188V232H186V227L187 226H185V228L184 227H182V226H184V225H187V223H186V220H184L185 218H183L184 216H183V213H181L182 211H181V209L183 208L184 209V207H182V206H184V205H182L181 203H183L182 201H181V203H179L178 201H176V202H178L177 204L179 205H177L174 201V203H171V199H169V198H167V197H162V196H160V197H157ZM161 198V199H160ZM132 199V198H131ZM133 200H134V196H133ZM161 200H162V202H161ZM165 200H167L168 202H170L169 204L168 203H165ZM170 200V201H169ZM112 201V202H111ZM157 201V202H156ZM160 202V203H159ZM163 203V204H162ZM164 203H165V205H166V209H169L168 210V212L170 211V209L172 210V211H170V212H172L171 214H172V219H175V217L177 216V214H176V216H174V218H173V215L175 214V213H173V212H175V211H177V213H179L178 214V220L179 219H182V220H180L179 222L181 223H179L178 222V220H177V218H176V220L177 221H173L172 220V222L173 223H175V225L177 224V223H179L180 225H182V222L184 223V225H182L181 227H178L179 226V224H177L176 225V227H175V225H173V223L172 222H170L171 221V217H169V214H170V212L167 214V216L170 218L168 221L167 220H164L163 218H168V217H166L165 216V214H166V211H165V207H164ZM125 204H124V208H123V211H124V217H125V219H127V220H124L123 222H124V225L123 226H121L120 225V223H119V215L118 216H116L115 214H118V213H114L113 212V210H111L110 212H109V214H108V218H107V220H108V223L110 224L111 223V225H110V235H111V241H112V244H113V246L115 245V248L112 246L110 249H113V251L115 250V252H113L112 250H110V249H106V247H105V251L104 250H99V249H102V248H99V244L100 245H102V243H100L101 242V239H102V237L100 236V234H99V238L100 239H98V241H97V246L98 247H96V249L97 250H99V254H98V252H97V250L95 249L93 252L95 253H93L94 255H95V259H96V261H98V256L96 255V253L99 255V256H101V258H99L100 259V261H103L104 260V262L106 263V261L108 262V264H115L114 262H115V255H117L118 253L117 252H119V256H120V251H121V261H120V264H128L129 262L127 261L128 260V243H129V241H130V230H131V222H130V220L132 219V217H133V208H132V205L130 206V204H127V207L125 206ZM170 204H173V205H171L172 206V208H171V206H170ZM174 204L176 205L175 207H174ZM180 204L182 205V206H180ZM128 205H129V207H128ZM159 206V207H158ZM178 206V207H177ZM162 207H164L163 209H164V214H161L162 213ZM167 207H169V208H167ZM174 207V208H173ZM179 207H182V208H179ZM131 208V209H130ZM145 208H147L146 206H145ZM89 209H91V210H89ZM121 210V208H120V206L119 207H116V211L115 212H117L118 210ZM179 209V210H178ZM86 210V211H85ZM99 212H98V216L96 217V220H101L104 216H105V213H103L104 214V216L102 215V213H100V210H98ZM129 211V212H128ZM112 212V213H111ZM119 212V211H118ZM111 213V214H110ZM127 213V214H126ZM159 213V214H158ZM187 213H189V212H187ZM192 213H193V211H192ZM148 214V215H147ZM161 214V215H160ZM181 214V215H180ZM7 215V212L4 214V217L2 218L3 219V221H4V224H11V221H10V218L8 217V216H6ZM70 215V214H69ZM71 215H73V214H71ZM70 215V217L68 218V219H66L65 218V221L66 220H73V218L75 219V216H71ZM113 215V217H115V218H112V217H110V216H112ZM148 216V217H145V216ZM180 215V216H179ZM21 216V215H20ZM183 216V217H182ZM8 217V218H7ZM66 217H68V216H66ZM110 217V218H109ZM152 217V218H151ZM153 217H155L154 219L156 220V221H152V220H154L153 219ZM161 219H160V218ZM179 217H182V218H179ZM22 219V217H17V218H15L16 220L18 219V222H19V220H21ZM98 218V219H97ZM113 220H115V221H113ZM118 218V219H117ZM152 219V220H151ZM8 220V221H7ZM12 220V219H11ZM7 223H6V222ZM10 221V222H9ZM13 221V220H12ZM112 221H113V223H112ZM146 221V222H145ZM161 221V222H160ZM162 221H166V223H162ZM185 221V222H184ZM149 222V223H148ZM154 223V225H156V228H154V227H150V225L151 226H154V225H152L153 223ZM126 223V224H125ZM145 223V224H144ZM151 223V224H150ZM186 223V224H185ZM16 224H18V223H16ZM67 225L65 222H61L60 224H52L51 226L54 228L53 230H51V232H53V233H51V234H53L52 236L53 237H55V238H58L59 239V241H61L62 243H63V245H66V246H68L67 248H68V250H67V252L68 253H70L71 252V255H69L68 253H66V254H68V258H70L71 259V261L72 262H81V263H86L87 261V259H91V260H93L94 262H95V260H94V255L91 253V250H86L85 251V249H82L81 248V246L83 245L82 243L84 242V238H81V235H77V234H75V235H69V236H65V235H62V233H61V230H62V228H64V226L65 225ZM123 224V223H122ZM149 224V225H148ZM127 227H126V226ZM144 225H145V227H144ZM157 225H158V227L161 229H157ZM174 227H172V226ZM129 226V227H128ZM148 226H149V228H148ZM12 227H13V225H12ZM14 227H17V226H14ZM123 227V228H122ZM144 227V228H143ZM152 228V229H151ZM178 228H179V231H176V230H178ZM183 228V229H182ZM153 229H154V231H153ZM174 229H176V230H174ZM185 229V230H184ZM147 230V231H146ZM162 230H164L163 232H162ZM184 230V231H183ZM161 232V235H160V232ZM183 231V232H182ZM188 231L190 232V229H188ZM154 232V233H153ZM159 232V233H158ZM187 233V234H183V233ZM148 233H150V234H148ZM155 235L156 233H157V240L158 239H160V240H155L156 239V237H154L153 236V234ZM102 235H103V233H101ZM159 234V235H158ZM163 234V235H162ZM178 234H176L177 236H178ZM145 235V236H144ZM150 235H151V237H150ZM168 235V234H167ZM176 235H174L175 237H176ZM184 235V236H183ZM159 236V237H158ZM164 238H162V237ZM9 237L10 236H7V239H9ZM119 237H120V239H119ZM178 237H181V236H178ZM175 238V240L177 239H180V241H179V243H181V244H179L178 243V241H176L177 242V244L176 243H174L175 245H178L179 246V248L177 247V246H175V248H174V246H173V248H174V250L176 249V250H178L177 252H178V256L180 257V255H183V253L185 254V251L183 252L182 251V249L187 245V244H185L184 243V241H187V238H185V239H182V238ZM4 238H5V240H6V235H4ZM118 238V239H117ZM138 238L140 239V237L138 236ZM141 238V239H142ZM155 238V239H154ZM162 238V239H161ZM81 239V240H80ZM174 239V238H173ZM172 239V240H173ZM182 239V240H181ZM156 242H155V241ZM184 240V241H183ZM7 242H8V240H6ZM120 241H121V243H120ZM161 241V242H162ZM181 241H183V243L181 242ZM13 242H14V244H16V245H20V246H22L24 249H26L27 250V252H28V256H29V261H30V263L31 264H42V261H43V259H41V257H38L37 255V257L35 256V254L34 253H32L31 252V250L29 249V247H27L26 245H21V243H19L17 240H13ZM99 242V243H98ZM175 242V241H174ZM114 243H118L120 246H121V250H120V246L119 245H116V244H114ZM155 243V244H154ZM147 245V246H148ZM183 245H185V246H183ZM102 246H104V245H102ZM101 246V247H102ZM119 246V247H118ZM130 246V245H129ZM146 246V250H145V247H144V250L143 251H145L144 253H143V251L142 252H140L139 253V257H140V260H141V262L142 263H144V261H146L147 262V264H153V262H154V260L152 261V259L150 258V257H148L147 256V247ZM181 246H183V247H181ZM117 247V248H116ZM151 247H152V250H151ZM71 248V249H70ZM180 248H181V251L183 252H181V251H179L180 250ZM117 249V250H116ZM139 249H141V245H140V248ZM184 249H186V248H184ZM183 249V250H184ZM70 250V251H69ZM110 250V251H109ZM117 251V252H116ZM101 252V253H100ZM102 252H104V253H102ZM105 252H107V253H105ZM116 253V254H115ZM149 253V254H150ZM180 253H182V254H180ZM102 254V255H101ZM104 254H105V256H106V258H105V256H104ZM107 254V255H106ZM110 256H109V255ZM114 254V259H113V256L112 255ZM142 254V255H141ZM145 255V256H144ZM71 256V257H70ZM96 256H97V258H96ZM107 256H109V257H107ZM33 258V260H32V258ZM145 257H146V259L148 258L149 260H146L145 259ZM182 257H184V256H182ZM182 257H180V258H182ZM87 258V259H86ZM105 258V259H104ZM142 258V259H141ZM187 259V258H186ZM118 260H119V257H118ZM38 261V262H37ZM70 261V262H71ZM152 261V262H151ZM187 261V260H186ZM128 262V263H127ZM150 262V263H149ZM49 263H51V264H54V263H52L51 261L49 262ZM56 264H64V263H59V262H56ZM144 264H146V263H144Z\"/></svg>",
    "mask_w": 264,
    "mask_h": 264
}]
</instances>
